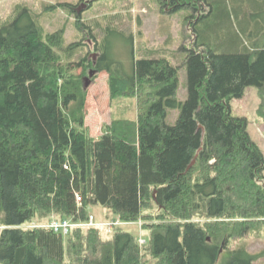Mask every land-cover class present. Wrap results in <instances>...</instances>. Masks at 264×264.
<instances>
[{"label":"trees","instance_id":"1","mask_svg":"<svg viewBox=\"0 0 264 264\" xmlns=\"http://www.w3.org/2000/svg\"><path fill=\"white\" fill-rule=\"evenodd\" d=\"M209 1L160 0L168 13L210 9ZM219 9L217 30L230 25ZM206 12L190 25L181 66L151 55L133 59L129 72L101 52L96 72L108 73L112 98H135L136 116L112 119L96 138L84 126L86 90L74 72L90 62L68 59L82 43L66 44L62 29L45 33L26 6L0 23V264H252L262 255L227 246L264 225V154L230 105L255 86L264 123V23L244 17V35L217 52L208 42L214 28L198 25ZM168 109H179L174 124ZM94 205L105 221L138 225L144 243L124 225L67 235L21 227L82 222Z\"/></svg>","mask_w":264,"mask_h":264},{"label":"rangeland","instance_id":"2","mask_svg":"<svg viewBox=\"0 0 264 264\" xmlns=\"http://www.w3.org/2000/svg\"><path fill=\"white\" fill-rule=\"evenodd\" d=\"M59 3L65 5L57 7ZM82 3H87L88 6L78 14L80 18L77 24L76 8ZM220 3L223 5H219ZM209 5L210 9L204 5L199 10L204 13L207 7L204 14L206 17L198 25L204 32L205 28L207 31L214 28L210 31L208 42L217 52L223 51L227 39L235 35H244L242 29V25L245 24L244 17L248 16L250 21L257 19L259 24L264 23V0H210ZM21 6H26L32 11L45 33L62 29L66 44L82 43L74 49L68 59L75 64H80L84 58L87 59L86 63L90 62V65L77 66L74 72L82 74L83 85L85 78L90 79L87 88L83 87L86 90L84 126L93 138L98 137L102 133L103 125L112 119H133L136 116L135 98L110 96L106 71L96 72L92 77L88 76L91 69L95 70V61L101 52H105L110 59L120 62L129 72L133 59H138L142 55L170 56L174 64L181 66L186 55L183 47L192 46L190 38L193 31L190 25L197 16H200L199 11L195 12L191 7L173 13H168L167 9L163 12L160 0H0V23L13 16ZM220 6L227 9L230 25L228 28L217 30L214 24L216 19L222 18ZM78 25L82 29H79ZM61 54L66 60V54ZM177 98L180 101L187 98L185 67L179 70ZM259 103L257 88L248 86L243 96L232 99L230 105L233 116L246 118L247 131L264 154V123L257 115ZM178 114L179 109H168L167 123L174 124ZM90 211L96 221L106 220L103 206H91ZM124 230L135 237L140 233V228L136 224L124 225ZM142 233L148 238L146 231ZM227 247L229 249L245 247L253 254H262L258 255L252 264H264V225L254 227L242 237L232 238ZM222 254L219 263L225 261L227 251L223 250Z\"/></svg>","mask_w":264,"mask_h":264},{"label":"built area","instance_id":"3","mask_svg":"<svg viewBox=\"0 0 264 264\" xmlns=\"http://www.w3.org/2000/svg\"><path fill=\"white\" fill-rule=\"evenodd\" d=\"M125 224H129V223L122 222L119 218H116L114 220L98 222L95 220L93 215H89L88 219L82 222H75V221H72L70 218L69 219L68 218L66 219L53 218L47 224L37 225L35 223H32L29 225H23L21 227L22 228L48 227L52 229L55 233L67 235L72 228L78 227V226L92 227V226L103 225V226H106L107 230L110 231L115 226H121ZM137 224H141V222H137ZM139 242L144 243V239L141 236H139Z\"/></svg>","mask_w":264,"mask_h":264},{"label":"water","instance_id":"4","mask_svg":"<svg viewBox=\"0 0 264 264\" xmlns=\"http://www.w3.org/2000/svg\"><path fill=\"white\" fill-rule=\"evenodd\" d=\"M87 5H88L87 3H82L80 6H78V7L76 8V14H79L80 11H81L83 8H87ZM95 73H96V70L91 69V70L89 71L88 76H89V77H92ZM84 80H85V81H84V85H83V87H84V88H87V86H88L89 83H90V79L87 77V78H85ZM194 161H195V159L192 161V163H191L190 165H192V164L194 163Z\"/></svg>","mask_w":264,"mask_h":264},{"label":"crops","instance_id":"5","mask_svg":"<svg viewBox=\"0 0 264 264\" xmlns=\"http://www.w3.org/2000/svg\"><path fill=\"white\" fill-rule=\"evenodd\" d=\"M154 56V55H153ZM156 56V55H155ZM163 56V55H162ZM144 58V57H149V55H142V56H140L139 58ZM166 58H168L169 59V61L172 63V64H174V62L172 61V59H171V57L170 56H165ZM175 65V64H174ZM108 79V78H107ZM107 84H108V81H107ZM109 89V88H108Z\"/></svg>","mask_w":264,"mask_h":264}]
</instances>
